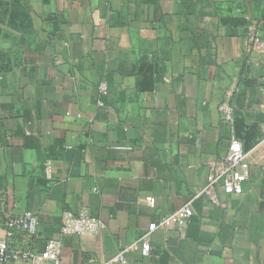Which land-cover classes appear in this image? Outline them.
Here are the masks:
<instances>
[{
	"label": "crops",
	"instance_id": "crops-1",
	"mask_svg": "<svg viewBox=\"0 0 264 264\" xmlns=\"http://www.w3.org/2000/svg\"><path fill=\"white\" fill-rule=\"evenodd\" d=\"M232 137L244 194L199 195ZM263 141L264 0H0V225L35 213L31 247L60 239L66 264H113L190 205L129 264H264ZM69 211L107 228L63 234Z\"/></svg>",
	"mask_w": 264,
	"mask_h": 264
},
{
	"label": "built area",
	"instance_id": "built-area-1",
	"mask_svg": "<svg viewBox=\"0 0 264 264\" xmlns=\"http://www.w3.org/2000/svg\"><path fill=\"white\" fill-rule=\"evenodd\" d=\"M249 41L261 45L253 26L250 27ZM99 92L103 97L108 96L109 86L106 82L100 83ZM103 103L100 101L99 105L102 106ZM219 109L224 122L233 125L234 111L230 104L223 103ZM250 169L249 153L245 151L240 140L232 137L228 154L213 162L208 182L199 195H207L216 201L218 188L229 195L244 194L245 184L250 179ZM47 175L51 176L50 167L47 168ZM147 202L151 206L155 205L153 197H148ZM193 215L192 207L186 205L176 210L172 216L160 224H151L149 231L134 243L124 246L113 258L112 263L129 264L128 256L134 251H139L144 257H148L152 251L151 235L154 231L168 222L185 227ZM39 227V218L31 211L15 216L5 213L0 225V229L3 230V235H0V264H66L63 261V243L60 239L47 241L43 250L29 245L31 240L38 235ZM106 228L104 221L93 218L87 213L75 214L69 211L63 217L61 232L67 235L98 236ZM18 240H21L23 245H15Z\"/></svg>",
	"mask_w": 264,
	"mask_h": 264
}]
</instances>
